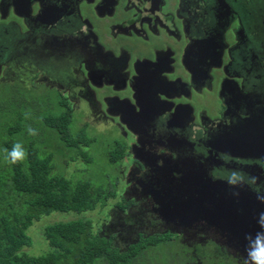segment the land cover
I'll list each match as a JSON object with an SVG mask.
<instances>
[{"label": "flooded vegetation", "instance_id": "af4514ba", "mask_svg": "<svg viewBox=\"0 0 264 264\" xmlns=\"http://www.w3.org/2000/svg\"><path fill=\"white\" fill-rule=\"evenodd\" d=\"M176 1L175 10L164 12V0H0V85L21 90L34 87L37 91L30 95L34 103L42 85L54 87L72 100L69 87L75 83L83 90L90 85L102 88L105 94L100 102L85 91L81 98L92 115L108 114L135 137L132 143L127 140L116 146L124 148V155L133 156L132 169L152 173L146 180L133 181L132 188L153 178L191 181L193 168L181 167L173 160L179 156L169 140L195 118L216 119L217 124L234 121L236 133L245 126L254 139L252 143L236 137L239 144H224L213 131L210 143L205 141L208 147L197 159L220 160L226 165L225 157H236L250 160L263 171L264 88L256 76L264 77V0ZM88 6L95 17L111 21L110 31L116 34L144 39L160 29L182 34L181 53H138L137 47L119 44L105 29L98 31L100 40L93 22L82 15ZM197 7L206 15L199 17ZM45 13H49L47 17ZM107 39L115 43L110 47ZM13 61L14 67L19 63L17 68H9ZM54 62L61 64L52 66ZM81 75L88 81L86 86L76 79ZM203 90L213 93L218 101L211 109L213 115L200 110L203 98L199 107L192 102ZM156 127L164 129L160 133L166 134V141L156 135ZM221 142L224 148L216 149ZM136 147L143 150L137 162ZM251 149L260 153L246 157ZM209 170L196 173L226 180L212 177Z\"/></svg>", "mask_w": 264, "mask_h": 264}, {"label": "rangeland", "instance_id": "374dc122", "mask_svg": "<svg viewBox=\"0 0 264 264\" xmlns=\"http://www.w3.org/2000/svg\"><path fill=\"white\" fill-rule=\"evenodd\" d=\"M177 4L176 0H164L163 11H173ZM196 11L199 17L206 15L200 7H197ZM48 14L45 13V16L47 17ZM82 15L93 22L92 24L100 40H102V37H100L99 30L110 31L111 25L109 24L111 21L95 17L93 10L89 6L82 11ZM118 17L119 15L117 14L116 19ZM110 32V37L116 38V42L119 41V44L124 43L130 47L135 46L139 49L138 53L147 51L158 55L170 53L177 56L181 53L184 43L182 34L174 35L161 29L156 34L148 33L147 39L134 35H120L114 31ZM106 42H111L110 47L115 43L113 39H107ZM13 64L14 61L9 68H17L19 66V63H17L16 67ZM57 64H61V62H54L52 66ZM229 69L233 70V67H229ZM76 79H79V82L85 86L88 84L84 75L76 76ZM256 80L261 82V87L264 88V77L258 75ZM240 84L242 86V82ZM36 91L34 87L30 88V90L29 88L21 90L14 86L0 85V163L8 166L9 160L6 159L7 153L5 149L10 150L15 143L22 144L25 150H45V152H40V154H48L49 160L54 165L52 171L55 174L65 175L73 181L88 180L93 186H100L106 191H112L114 197L108 198L104 206H97L94 210L80 214L73 211L53 210L48 214L41 215L39 219L33 220L32 224L26 229L31 245L23 247L21 251L35 256L48 252L50 247L44 236V227L55 222H64L77 218L91 220L93 230L96 233H105L112 237L116 235L115 242L120 246L132 241L138 233L139 235H146L147 232L156 230L165 231L167 227L162 225V223L160 224V220L156 217H163L161 210L153 208L151 202L147 203L146 208H140L141 205H138L133 207L132 210L134 211L131 213L128 211L123 213L122 217L125 223L120 220V213L116 212L114 208L115 204L123 197L127 199L129 196L133 198L136 195V191L131 187L134 184L133 181L139 178L146 180L152 173L148 169L143 171L132 169L131 166L134 164L133 156L124 155L117 162H113L109 158L117 144L127 140L132 143L135 141V137L129 131H126L122 125L118 124L116 119H111L108 114L104 116L91 114L93 113L92 109H90L87 101L81 98V93L83 91H85V94L90 93L92 97H95L100 102L105 94L102 88L90 85L83 90L78 89L75 83L69 87V94H73L74 100H72L70 97L66 99L60 90L54 87L50 89L42 85L38 87V100L34 103V101H30V95L36 93ZM195 93H198V91H195ZM228 94L229 98H233L231 91L228 90ZM200 96L195 97L192 102L199 107L201 98H203L204 102L200 110L204 112V115L212 114L211 109L216 106V97L207 90H203ZM91 101L97 103L95 100ZM64 111L71 114L69 122L65 123L67 128L66 136L68 138L71 136L75 137L82 132L86 137V143L71 144L62 136L59 128L51 122V117H55ZM218 115L217 112L215 116ZM227 121L230 120L221 121V124H217L216 119L204 118L200 120L195 118V120L170 138L169 141L173 142L172 146L177 149L179 156L173 160L181 167H191V170L193 168L191 179L197 171L199 173H202V171L207 172L210 169L207 166H213L215 170L220 172H214L213 169L209 170L212 177L226 178L224 181L228 185H236L244 187V189L248 188L252 192L264 194V170L260 172L257 165L250 163V160L225 157L226 165L220 160H212V162L210 160H205V162L199 160L201 159V152H204L203 150L208 147L205 141L207 140L210 143V133L213 131H217V134H220L224 144L229 142L239 144V139L254 142L253 137L249 133L251 129L248 130L243 126L242 131L236 133L235 122L227 123ZM28 127L35 129L37 134L29 135ZM156 128L159 131L156 135L161 140L166 141V134L160 133L164 132V129L161 127ZM227 129L231 132H226L225 130ZM236 137H239V139ZM221 148H224L222 142L216 149ZM236 151L240 152L238 149ZM165 152L170 156V150ZM259 153L258 150L251 149L245 156L252 157L254 154ZM215 154L217 155V153ZM233 155L235 156V154ZM214 158L219 159L215 156ZM152 180L150 179V181ZM129 189L132 190V193L127 195ZM167 218L169 219V215ZM247 223L250 230L255 229L256 231L240 236L236 231L218 222L193 219L184 229H181L179 234H182L186 240L192 239L193 241L202 242L201 240L212 239L220 244L229 245L235 255L247 257L248 237H254L256 233L264 231V227L256 229L259 224L255 218ZM195 245L193 244L189 247L187 255L190 256L193 253ZM158 247L160 253L156 264L168 263L172 256L165 253L163 245L160 244ZM175 248L176 246L173 244V249L175 250ZM195 248L199 252V247L196 246ZM201 250L206 252L205 247H202Z\"/></svg>", "mask_w": 264, "mask_h": 264}, {"label": "trees", "instance_id": "16d2710c", "mask_svg": "<svg viewBox=\"0 0 264 264\" xmlns=\"http://www.w3.org/2000/svg\"><path fill=\"white\" fill-rule=\"evenodd\" d=\"M70 116L64 111L50 120L71 144L86 143L82 132L75 137L66 136L65 123ZM26 150L27 157L22 162L9 161L8 166L0 163V264H156L160 244L165 247V253L172 256L166 264H245L246 256L235 255L229 245L212 239L186 240L179 232L193 219L218 222L240 236L256 231L250 230L247 223L254 218L259 224L256 229L264 226V196L254 195L248 188L228 186L225 181L197 173L187 182L173 177L153 178L146 183H135L136 195L123 197L114 208L125 223L123 213H131L138 205L146 208L151 202L163 215L156 216L160 222L156 220L168 230L146 235L138 233L132 241L120 246L115 242L116 235L96 233L89 219L55 222L44 227L50 250L42 255H31L21 250L31 245L26 229L33 220L53 210L78 214L94 210L104 206L114 193L93 186L88 180L73 181L65 175H57L52 171L54 165L48 154H40L45 150ZM142 151L134 149L136 162ZM124 154L122 146H115L109 158L117 162ZM130 193L131 189L127 195ZM193 244L196 245L189 256V247Z\"/></svg>", "mask_w": 264, "mask_h": 264}, {"label": "clouds", "instance_id": "9594fccd", "mask_svg": "<svg viewBox=\"0 0 264 264\" xmlns=\"http://www.w3.org/2000/svg\"><path fill=\"white\" fill-rule=\"evenodd\" d=\"M28 133L29 135L37 134L32 127H28ZM5 152L6 159L12 164L22 162L27 157V152L20 143H15L10 150L5 149ZM248 240L245 264H264V231L256 233L254 237L249 236Z\"/></svg>", "mask_w": 264, "mask_h": 264}]
</instances>
